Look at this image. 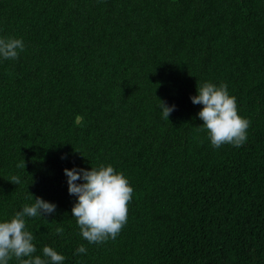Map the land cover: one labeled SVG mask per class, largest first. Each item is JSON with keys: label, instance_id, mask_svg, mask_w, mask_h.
Masks as SVG:
<instances>
[{"label": "trees", "instance_id": "obj_1", "mask_svg": "<svg viewBox=\"0 0 264 264\" xmlns=\"http://www.w3.org/2000/svg\"><path fill=\"white\" fill-rule=\"evenodd\" d=\"M0 38L25 44L0 58V222L36 197L56 205L25 218L34 255L264 264V0H0ZM204 82L226 84L250 121L242 146L200 130L190 97ZM159 100L175 106L169 121ZM101 165L133 195L119 235L89 244L64 169Z\"/></svg>", "mask_w": 264, "mask_h": 264}, {"label": "clouds", "instance_id": "obj_2", "mask_svg": "<svg viewBox=\"0 0 264 264\" xmlns=\"http://www.w3.org/2000/svg\"><path fill=\"white\" fill-rule=\"evenodd\" d=\"M24 49L22 39L0 38V58L4 60L18 59ZM190 99L194 105H203L197 114L203 121L200 130L207 133L214 148L225 144L240 147L246 142L250 121L238 115L236 98L229 95L226 84L217 86L204 82L197 85V95ZM159 101L162 118L168 120L175 106ZM81 120L82 117H77V122ZM16 167L25 169L24 159ZM64 173L69 195L77 198L72 216L82 238L89 244L115 239L127 222L128 204L133 195L129 181L111 165L91 167V170L65 168ZM9 182L19 185L21 181L18 176H12ZM34 200L30 206L25 204L10 220L0 222V264H9L13 258L19 264H63L65 257L50 246L43 247L42 256L34 255L37 251L33 243L35 237L27 230L25 218H45L56 210L54 203L40 197ZM55 233L63 236V227H57ZM86 251L84 245H80L75 254Z\"/></svg>", "mask_w": 264, "mask_h": 264}]
</instances>
